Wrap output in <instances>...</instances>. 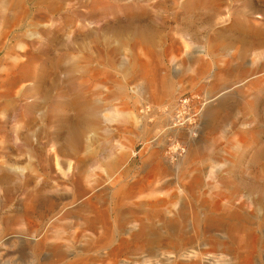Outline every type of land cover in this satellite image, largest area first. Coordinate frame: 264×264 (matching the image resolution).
Returning a JSON list of instances; mask_svg holds the SVG:
<instances>
[{"label": "rangeland", "instance_id": "obj_1", "mask_svg": "<svg viewBox=\"0 0 264 264\" xmlns=\"http://www.w3.org/2000/svg\"><path fill=\"white\" fill-rule=\"evenodd\" d=\"M2 1L0 264H264V0Z\"/></svg>", "mask_w": 264, "mask_h": 264}, {"label": "bare ground", "instance_id": "obj_2", "mask_svg": "<svg viewBox=\"0 0 264 264\" xmlns=\"http://www.w3.org/2000/svg\"><path fill=\"white\" fill-rule=\"evenodd\" d=\"M4 7H6V3H5V1H2L1 3H0V9H2V8H4ZM4 30H7V29H4ZM149 31H150V29L148 28V27H146V28H144V27H142L141 29H139V31L137 32L138 33V35H139V37L140 38H143V39H147V37L149 36ZM119 33V35L118 36H120L121 37V39L123 38L122 37V31H119L118 32ZM4 48V47H3ZM13 59V58H12ZM220 100V99H219ZM18 103V102H17ZM220 106V105H219ZM82 110V112H81V115L76 119V121H74V122H72L70 119H67L66 121V128H67V132H68V140H70V141H77L78 140V138H79V136H80V133H81V131H83L84 129H85V127H86V125H88L89 124V121H88V119L90 118V114H89V112H90V107H88V106H82V107H80V109H79V111H81ZM205 110H206V108H205ZM204 110V111H205ZM206 115H208V114H206ZM261 154H264V149H261L260 151H258L257 153H256V155H255V158H257L258 156H260ZM243 184L242 185H244V186H247L248 187V185L245 183V182H242ZM248 188H254V189H258V190H264V188H262V186L261 185H258V184H256V185H251V186H249ZM244 189V188H243ZM120 206V205H119ZM49 251H51V252H54V254H56V252H57V250H58V248L57 247H53V246H49L48 248H47ZM211 257H213V256H211ZM214 258V257H213ZM220 260V259H219ZM225 261V260H224ZM215 262H217V259H209V260H207L206 262H204L203 264H216ZM219 262V261H218Z\"/></svg>", "mask_w": 264, "mask_h": 264}, {"label": "built area", "instance_id": "obj_3", "mask_svg": "<svg viewBox=\"0 0 264 264\" xmlns=\"http://www.w3.org/2000/svg\"><path fill=\"white\" fill-rule=\"evenodd\" d=\"M205 104V99L200 98L198 94L181 95L174 104L176 120L182 121L186 125L194 123L199 118Z\"/></svg>", "mask_w": 264, "mask_h": 264}]
</instances>
